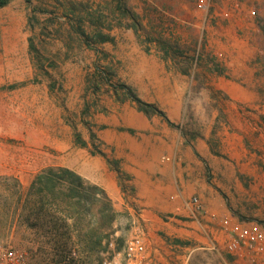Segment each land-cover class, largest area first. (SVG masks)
Masks as SVG:
<instances>
[{"label": "rangeland", "instance_id": "rangeland-1", "mask_svg": "<svg viewBox=\"0 0 264 264\" xmlns=\"http://www.w3.org/2000/svg\"><path fill=\"white\" fill-rule=\"evenodd\" d=\"M26 3L28 53L0 46V178H17L26 192L41 170L67 168L103 189L116 215L106 253L61 254L50 236L16 227H0V247L22 252L28 264H101L146 232L118 157L143 138L170 147L159 162L183 160L185 148L200 158L205 142L219 162L218 175L207 166V183L240 219L264 225V189L249 192L251 180L236 166L239 160L264 168V0ZM136 98L159 113L141 111ZM85 155L115 173V192L71 168L77 159L99 171ZM162 214L165 221L173 216ZM95 225L87 219L84 232Z\"/></svg>", "mask_w": 264, "mask_h": 264}, {"label": "crops", "instance_id": "crops-1", "mask_svg": "<svg viewBox=\"0 0 264 264\" xmlns=\"http://www.w3.org/2000/svg\"><path fill=\"white\" fill-rule=\"evenodd\" d=\"M28 21L29 5L25 0H9L7 5L0 7V46L8 45L11 52L20 49L28 53ZM25 60L28 64V54ZM166 146L143 138L139 142L127 144L123 153L118 156L136 188V205L143 207L142 220L145 222L144 233L151 256L150 264H250L247 259H240L227 252L228 235L221 229L218 220L234 217L245 222L256 221L242 220L236 216L214 187L207 183V166L212 167L214 174L218 175L219 163L208 145L205 142L199 143L197 148L200 158L193 156L190 150L185 148L183 160L179 159L177 162L173 156H167L171 158L170 161L159 162L163 150H170V147ZM82 158L87 163L98 162L99 171L85 170L83 165L78 164L77 159L71 162V168L87 180L101 183L107 191L115 192L116 175L111 172L109 166L103 160H95L87 155ZM234 166L231 164L229 168L230 177L237 182V190L242 191V184L235 177V173H232ZM236 166L245 169L249 176V192H260L264 189L263 167L251 162L240 164L239 160ZM96 176L105 178L101 182L95 180ZM194 196L200 199L204 210L196 216H191L188 202ZM113 197L120 203V194ZM162 213H171L173 216L165 221ZM253 213L262 215L261 210Z\"/></svg>", "mask_w": 264, "mask_h": 264}, {"label": "trees", "instance_id": "trees-1", "mask_svg": "<svg viewBox=\"0 0 264 264\" xmlns=\"http://www.w3.org/2000/svg\"><path fill=\"white\" fill-rule=\"evenodd\" d=\"M8 2L0 0V7ZM135 101L146 114L159 113L152 105L137 98ZM115 215L113 203L103 189L67 168L41 170L26 192L17 178H0V227L50 236L52 247L61 254L106 253ZM87 219L96 224L89 233L84 232Z\"/></svg>", "mask_w": 264, "mask_h": 264}, {"label": "built area", "instance_id": "built-area-1", "mask_svg": "<svg viewBox=\"0 0 264 264\" xmlns=\"http://www.w3.org/2000/svg\"><path fill=\"white\" fill-rule=\"evenodd\" d=\"M170 161V158H164ZM191 216L203 212L200 199L192 197L188 202ZM221 229L228 235L226 250L250 264H264V225L259 222H245L237 218L218 220ZM151 256L144 232L130 237L124 246L114 251L101 264H150ZM0 264H28L25 255L13 248L0 247Z\"/></svg>", "mask_w": 264, "mask_h": 264}]
</instances>
